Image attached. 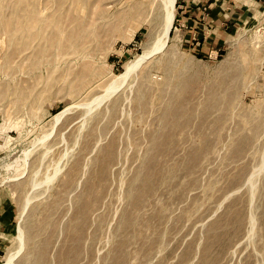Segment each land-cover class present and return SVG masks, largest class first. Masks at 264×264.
Here are the masks:
<instances>
[{
  "label": "rangeland",
  "instance_id": "obj_1",
  "mask_svg": "<svg viewBox=\"0 0 264 264\" xmlns=\"http://www.w3.org/2000/svg\"><path fill=\"white\" fill-rule=\"evenodd\" d=\"M181 1L123 80L164 0H0V264H264V9Z\"/></svg>",
  "mask_w": 264,
  "mask_h": 264
},
{
  "label": "crops",
  "instance_id": "obj_2",
  "mask_svg": "<svg viewBox=\"0 0 264 264\" xmlns=\"http://www.w3.org/2000/svg\"><path fill=\"white\" fill-rule=\"evenodd\" d=\"M181 23L206 44L225 39L228 31L263 16V0H182ZM208 34V35H207ZM193 37V39H195ZM202 44V45H203ZM201 45V43H200Z\"/></svg>",
  "mask_w": 264,
  "mask_h": 264
},
{
  "label": "bare ground",
  "instance_id": "obj_3",
  "mask_svg": "<svg viewBox=\"0 0 264 264\" xmlns=\"http://www.w3.org/2000/svg\"><path fill=\"white\" fill-rule=\"evenodd\" d=\"M174 1L175 0H164L165 9L168 14L164 20L163 29H162L163 33L161 34L158 42L155 44L154 46L155 48L152 50V52L147 53L145 56L140 57L137 61L130 64L125 74L122 76L123 80H125L131 73L135 72L136 69H138L142 63H144L151 57L152 54L159 53L162 50H164V47L166 48V43L176 17V13L174 11Z\"/></svg>",
  "mask_w": 264,
  "mask_h": 264
},
{
  "label": "built area",
  "instance_id": "obj_4",
  "mask_svg": "<svg viewBox=\"0 0 264 264\" xmlns=\"http://www.w3.org/2000/svg\"><path fill=\"white\" fill-rule=\"evenodd\" d=\"M180 26H181L182 28L184 27V25H183L182 23L180 24Z\"/></svg>",
  "mask_w": 264,
  "mask_h": 264
}]
</instances>
